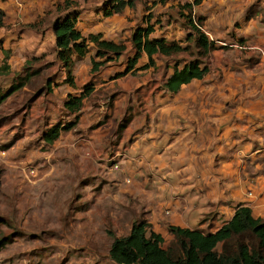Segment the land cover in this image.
<instances>
[{
	"label": "crops",
	"instance_id": "1",
	"mask_svg": "<svg viewBox=\"0 0 264 264\" xmlns=\"http://www.w3.org/2000/svg\"><path fill=\"white\" fill-rule=\"evenodd\" d=\"M62 1L0 0L2 21L33 22ZM74 1L75 27L81 35L100 34L101 39L128 46L117 57L109 55L111 60L94 72L90 71L91 44L83 57L72 55L73 85L55 57L50 22L56 14L50 13L41 31L2 34L5 40L13 36L16 41L5 48L6 58L0 56V66H7L0 69V87L22 77L21 68L31 58L49 57L44 63L56 66L45 74L49 90L40 86L42 91L26 100L19 127L5 121V114L0 116V156L7 157L12 169L15 164H34L33 187L40 194L56 195L46 199L47 210L33 208L22 219L23 264H117L108 255L112 237L127 235L139 220L159 234L163 244L172 237L169 226L214 233L238 205L264 220V23L260 17L248 18L250 6L240 0L217 2L204 10L194 7L192 14L202 18L201 30L213 47L201 63L205 74L171 93L163 84L175 66L180 68L191 58L188 55L178 63L182 53L153 55V64L147 65L148 58L141 53L125 71L134 54L129 41L132 30L146 26L141 24L143 4L104 17V0ZM127 12L139 17L140 23L131 16L126 19ZM152 19H147L151 38L186 44L189 29L179 19L163 26L154 25ZM30 78L6 99L29 89ZM85 85L91 92L76 114H68L63 103L68 96L79 95ZM58 120H74L75 125L45 143L43 132ZM113 164L118 168L112 169ZM39 204L45 205L41 200ZM42 233L47 237L35 241L33 247L38 248L29 249L28 238L39 239ZM3 255L5 263L2 259L0 263L9 264L11 255Z\"/></svg>",
	"mask_w": 264,
	"mask_h": 264
},
{
	"label": "trees",
	"instance_id": "2",
	"mask_svg": "<svg viewBox=\"0 0 264 264\" xmlns=\"http://www.w3.org/2000/svg\"><path fill=\"white\" fill-rule=\"evenodd\" d=\"M143 1L104 0L101 4L102 15L107 17L120 13L124 7L133 9ZM198 2L199 0H194L182 4L186 14L180 15L181 23L189 29L184 46L175 41L167 42L163 38H151L149 35L152 28L149 24L134 28L129 39L134 54L129 58L125 71L133 67L141 53L147 56V65H152L153 55L167 57L186 52L191 58L180 68L175 66L172 69L163 84L164 88L174 93L181 84L188 83L191 79H200L206 72V67L201 66V63L212 49L213 43L201 30L202 18L192 15V6L197 5ZM75 4L74 0H63L38 20L21 24L28 29L39 31L44 28L50 13L56 14L50 22L54 36L55 57L64 69L65 79L70 85H73L72 55L77 58L83 57L88 51V45L91 44L94 52L90 71L94 72L111 60L109 55L117 57L125 48L123 43L101 39L100 34L81 35L75 27L78 17V13L73 10ZM2 17L3 11L0 10V26L3 25ZM190 44H192L191 48ZM6 56L7 52L4 57ZM36 60L38 59L31 58L24 62L21 68L24 75L17 76L15 82L0 93V103L19 89L32 75L38 73V68H31V64ZM0 67L1 70L7 69L6 64ZM43 90H49V81H45ZM41 91L38 89L37 94ZM90 92L91 88L85 85L79 95L67 97L63 109L68 114H76L81 107L82 99ZM74 120L52 125L43 132L42 140L48 144L52 143L61 132L75 125ZM168 230L172 237L163 244L162 237L150 231L149 225L144 220L133 222L127 235L112 237L108 250L109 258L117 264H264V220L253 218L246 206L238 205L232 217L214 233L205 234L178 226H169ZM6 241L8 239L1 238L0 247Z\"/></svg>",
	"mask_w": 264,
	"mask_h": 264
},
{
	"label": "rangeland",
	"instance_id": "3",
	"mask_svg": "<svg viewBox=\"0 0 264 264\" xmlns=\"http://www.w3.org/2000/svg\"><path fill=\"white\" fill-rule=\"evenodd\" d=\"M93 1L95 3H99L102 0ZM192 1L194 0H146L142 3H138L143 4L144 6V9L139 8L142 9L144 12L141 24L145 23L147 25V19L150 17L153 18L152 20H154V25L156 24L158 26H163L165 22L175 23L174 19H179L181 21L182 19L180 15L186 14V9H183L182 4L190 3ZM223 1L231 0H199L197 5L192 6V10L194 7L196 10H204L207 9V7L209 6H213L214 4L216 5L217 2H219V5H221ZM240 3L243 6H250L248 10L250 12V14L247 16L248 18H254L255 16H257L260 17V22L264 23V0H240ZM152 11H155L156 13H153ZM248 11L246 13H248ZM130 16L135 22H137L139 19V17L135 16L134 13L129 14L128 12L126 13L125 18L128 19L130 18ZM48 20L49 16L46 18L45 25H47ZM100 22L102 23V21ZM138 22L140 23V21ZM21 24H25V22L19 21L15 25H12V23L3 22V29L1 30L2 32L0 37V56H3V54H5V48H8L12 45V43H15L16 41L15 37L13 36L11 37V39L5 40V37L2 36V34L10 31L14 32V34L17 35L19 34V32H21L22 29H28L26 27L21 26ZM127 46L128 45H125V47ZM189 46L191 48L192 44H190ZM187 55L191 57V55L186 52L182 53L180 57L176 59L177 61L175 63L185 61L187 59ZM36 58L38 60L31 64V68H38V73L33 75L26 84V86L28 85L27 87L29 89L26 88V91H23L22 93L21 91H18L11 95V97H9L8 99L5 98L6 100L4 101V103H2L3 107H0V116L5 114V116H7L5 117V121L10 123L14 127H19L22 123L20 121V117L22 115L20 110L26 105V100H28V98L33 95L40 88V86H42L41 88L44 87L45 74L49 75L56 68L55 65L48 66L44 63V60H46L47 62L51 60V58L47 57L44 59L43 56H38ZM90 58H92V56ZM136 69H134L133 71H135ZM53 78L57 79L58 74L56 73ZM9 81L10 77H8L7 79V84H9ZM7 88L8 87L2 85V87H0V93H2ZM62 114L65 115V112L62 111ZM57 123H62V120H58ZM0 148H2V146H0ZM7 160L8 159L6 156H4V158L0 156V239L6 238L9 240L8 243H6L3 247H0V259H2V263H5L6 258H3V253H5L6 255L10 254L11 257L9 258V264H23L25 254L22 252L21 248H23L25 238L21 234L22 231L20 228L22 219L25 214L32 211L33 208L36 210V208L38 209L42 207L43 210H47V208H49L48 205L50 202L46 199H54L56 195H52L51 193L45 195L43 194V192L40 194L39 192L41 190L33 187V182L37 179L36 177H34L36 175V166L34 164H27V166L26 164H15L16 168L13 167L12 169V164L7 163ZM22 166L24 167V169ZM21 167L22 171H19ZM30 170L32 172H30ZM22 173L25 174L24 179L22 178ZM42 198H44V200ZM40 200L45 204L44 206H41L39 204ZM28 236L30 235L28 234ZM38 237L39 239H36L35 237V239L28 238L27 244L29 246L27 247L29 249L30 247L31 249L38 248V246L33 247L35 241H41L42 239H45L47 235H43L42 233L38 234Z\"/></svg>",
	"mask_w": 264,
	"mask_h": 264
},
{
	"label": "built area",
	"instance_id": "4",
	"mask_svg": "<svg viewBox=\"0 0 264 264\" xmlns=\"http://www.w3.org/2000/svg\"><path fill=\"white\" fill-rule=\"evenodd\" d=\"M111 167H112V169H117L118 168L117 164H113ZM30 172H32V171L30 170Z\"/></svg>",
	"mask_w": 264,
	"mask_h": 264
}]
</instances>
